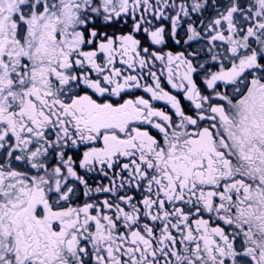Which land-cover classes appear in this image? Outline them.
I'll return each instance as SVG.
<instances>
[{"label":"snow or ice","instance_id":"6c2138e0","mask_svg":"<svg viewBox=\"0 0 264 264\" xmlns=\"http://www.w3.org/2000/svg\"><path fill=\"white\" fill-rule=\"evenodd\" d=\"M0 264H264V0H0Z\"/></svg>","mask_w":264,"mask_h":264}]
</instances>
